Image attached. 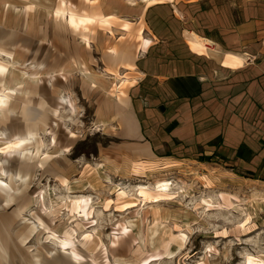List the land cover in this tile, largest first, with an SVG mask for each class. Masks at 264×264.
Returning <instances> with one entry per match:
<instances>
[{"label":"rangeland","instance_id":"obj_1","mask_svg":"<svg viewBox=\"0 0 264 264\" xmlns=\"http://www.w3.org/2000/svg\"><path fill=\"white\" fill-rule=\"evenodd\" d=\"M69 1L81 12L115 10L118 16L130 17L124 6L138 0H96L98 7L86 0ZM59 6L60 0H0V49L16 54L14 62L6 56H0V62L11 64L6 87L18 90L8 102L15 114L8 110L3 120L0 113V124L5 122L0 130L10 136L20 131L35 135L24 157L7 160L3 151L7 144L0 136V169L12 174L11 178L0 174L10 186L5 193L0 191V264H142L144 260L145 264H264L263 184L236 185L229 180L216 184L212 170L209 175L166 168L129 178L103 173L106 167L99 158L117 143L94 118L102 96L85 91L80 83L77 62L91 56L92 48H82L78 33L55 16ZM95 33L92 41L103 55L108 31L96 28ZM88 67L100 72L103 63ZM59 72H64L66 81L56 76ZM16 81L21 83L17 86ZM63 96L74 100L76 115L65 109L55 114ZM164 176L174 182L170 198L138 202L124 211L116 204L118 184L129 193L124 201L135 202L134 187ZM6 194L12 196L8 205ZM220 194L230 196L233 205H221ZM83 196L91 198L89 218L72 207ZM34 225L37 231L30 234ZM124 225L125 236L120 233ZM67 234L73 236L84 262H74L68 249L58 250L56 240Z\"/></svg>","mask_w":264,"mask_h":264},{"label":"crops","instance_id":"obj_2","mask_svg":"<svg viewBox=\"0 0 264 264\" xmlns=\"http://www.w3.org/2000/svg\"><path fill=\"white\" fill-rule=\"evenodd\" d=\"M128 5L131 18L104 13L133 24L132 32L112 25L101 55L95 26L90 47L82 44L91 56L76 61L85 91L102 96L96 124L117 143L99 158L103 173L129 178L146 164L144 173L212 170L216 184L264 185V0ZM91 63H103L102 71ZM116 85L126 93L121 101L111 95Z\"/></svg>","mask_w":264,"mask_h":264},{"label":"bare ground","instance_id":"obj_3","mask_svg":"<svg viewBox=\"0 0 264 264\" xmlns=\"http://www.w3.org/2000/svg\"><path fill=\"white\" fill-rule=\"evenodd\" d=\"M23 1H27V0H23ZM152 1L162 2L164 0H152ZM165 1H172V0H165ZM86 2L88 3L91 2V4L97 6L96 0H86ZM129 3H133V2L129 1ZM28 9L31 10L32 7H27L26 10ZM55 16L59 19H65L69 29L75 34L78 33L81 43L87 47H90L91 35L93 34V28L95 26L102 29L103 31L106 30V31L111 32L112 25H118L122 28L123 31H126L128 33H131L132 28H133V24H131L127 20H121L120 18H117L115 15L106 14V13L103 14L101 12L99 13L81 12V10H78L77 5L76 4L74 5L69 0H60V6L56 10ZM141 31H142L141 28H139L136 31L140 49L146 48L148 45L147 42L143 41ZM199 43L204 48L205 42L200 41ZM109 53L113 55H117V51L114 48H110ZM0 56L1 57L6 56L12 62L16 60V54H14L13 52L7 51V50L0 49ZM9 67H11L10 62H8L7 64H4V61L3 63L0 62V113L1 114L3 113L2 118H1L3 120L6 119V115H7L6 111L9 110L8 112L15 114V110L8 106L9 105L8 102L12 98L13 94L17 93L18 91L16 88L10 89L6 87L5 78L10 70ZM127 68H130V67H127ZM120 75L121 74L119 70L115 71L113 74V76H115V78L119 80H120ZM56 76L62 77V79H64L65 81L67 80V77L64 74V72H59ZM50 78L51 80L56 79L55 75H51ZM20 83L21 82H17V81L15 82L17 86ZM122 86L123 85L121 86L116 85L113 91L111 92V95L114 98L118 99L119 101H121V99L126 96L125 90L124 88H122ZM58 106L59 107L55 110L56 115H59L60 111L63 109L68 110L72 115L77 114V107L75 106L74 100L70 96L68 97L63 96L62 98H59ZM1 124H5V122ZM0 131H1L0 136L2 137L1 140L5 141V145L7 144L6 148L3 149L4 154L6 155L5 160H7L8 158L16 159V157H19V158L24 157L28 153L27 146L32 141V138H35V135L32 132H27V131L21 132L20 131L18 134L10 136L9 134H5L6 133L5 129L0 130ZM68 134L71 135L72 137H76V135L73 132H71L69 129H68ZM3 137H5V139ZM53 143L54 145L58 144L57 140H55V137L53 139ZM68 151L69 150H67V152ZM148 168L149 167L146 164H138L137 169H135V173L136 174L141 173V172L144 173L146 170H148ZM157 171L159 170H156L155 172ZM17 173L19 174V172ZM17 173L14 174L16 175V177H18ZM0 174L7 178L12 177V174H10V171L3 166H2V169H0ZM173 185H174V182H172L169 178H165V176L163 178H156L150 184H139L138 186L133 188V191L136 192V201L127 202V201H124V199L125 197H129V193L128 191H126L125 186H122V184H118L117 189L115 191L116 192L115 202L117 205L121 206L122 211H124L125 209L136 207L135 205L138 202H141V203L161 202L172 196L169 193ZM9 187H10L9 184L0 178V191L5 193V189ZM8 194H6L7 195L6 205H8V203L12 201V196ZM218 198L220 199L221 205L223 206L229 207L233 205V203L231 202V197L226 194L225 195L220 194ZM90 203H91V198L83 196V197H80V199L73 201L72 207H74L73 210L77 212L80 216H82L83 218H89L91 215L89 211ZM2 220L4 223L9 222L7 218H2ZM37 228L38 226L34 225L29 231L30 234L35 233L37 231ZM127 230H128L127 226L125 225L121 226L120 228L121 235L125 236L127 233ZM17 231L18 230L14 231V233ZM52 237L53 239H57V237L53 235ZM117 242L118 240H115L113 244L116 245ZM56 244L58 246L57 247L58 250H60L63 253L66 252L67 249L70 250L71 251L70 257L74 262L82 263L85 261V257L81 255L80 252L74 247L73 236H70L69 234H67L64 239H57ZM154 256H160V254H155ZM147 261L148 260H144L142 264L147 263ZM53 264H59V262L57 261ZM103 264H109V262L105 261V263Z\"/></svg>","mask_w":264,"mask_h":264},{"label":"snow or ice","instance_id":"obj_4","mask_svg":"<svg viewBox=\"0 0 264 264\" xmlns=\"http://www.w3.org/2000/svg\"><path fill=\"white\" fill-rule=\"evenodd\" d=\"M249 264H251V262H249Z\"/></svg>","mask_w":264,"mask_h":264}]
</instances>
